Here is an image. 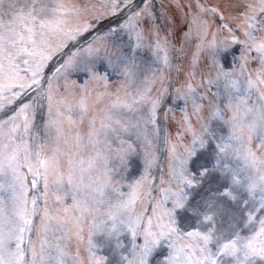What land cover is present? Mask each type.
Segmentation results:
<instances>
[{"label":"snow or ice","instance_id":"1","mask_svg":"<svg viewBox=\"0 0 264 264\" xmlns=\"http://www.w3.org/2000/svg\"><path fill=\"white\" fill-rule=\"evenodd\" d=\"M153 9L0 0V264H105L93 237L119 250L124 232L122 264H148L162 242V264H264V0H196L179 47L145 29ZM104 18L115 26L100 28ZM173 51L189 61L174 87ZM170 88L183 104L174 136L159 119Z\"/></svg>","mask_w":264,"mask_h":264},{"label":"rangeland","instance_id":"2","mask_svg":"<svg viewBox=\"0 0 264 264\" xmlns=\"http://www.w3.org/2000/svg\"><path fill=\"white\" fill-rule=\"evenodd\" d=\"M174 1H175V8H176V11H177L176 14L178 16H181L182 19H183L184 15L189 11V5L191 4V5L194 6V4L196 2V0H178V2L180 3L181 7L177 8L176 7V0H174ZM212 1L214 2V4H220L221 6H223L227 2V0H212ZM157 8H158V6L155 5L154 9H153L154 17H157V14H158ZM181 23L184 26L183 21H181ZM233 25H235V24H233ZM112 26H114V24ZM184 34L182 36V39L184 38ZM124 43H127V41H124ZM236 49H237V47L235 49H231V50L235 51ZM141 53L142 52H140L139 55ZM172 55H173V64L175 65L176 58H175L173 53H172ZM141 56L145 60L150 59V54L147 51H145V54H142ZM229 64H230V61L228 63H223L225 68H229ZM201 69H202V64H201ZM96 70L97 71H101V72L106 71L105 63L103 61L96 62ZM86 76H87V74L86 73H82V72H72V73H70V78L71 79L72 78L73 79H79V78L83 79ZM108 76H109L110 81H113V80L119 78L118 76H116L114 73H111V72H108ZM170 93H171V88L169 90V94ZM169 108H171V109L172 108H179V104L178 103H173L172 99L169 100L168 96H167L165 98L164 104L161 106V108L159 110V119L161 121V127L162 128H164L165 125H166V122L163 119L164 118V113ZM159 149H160L159 152L162 150L161 153L159 154L160 158H162V155H163L162 154L163 153V142L162 141H161V143L159 145ZM131 164H132V167H131V170H130V173H129V179H131L134 176H136L139 173L140 169H141V164L139 162V158L138 157H133L131 159ZM160 174H161V170H160V164H159L157 169L154 170V175L156 176V183H158L157 181H158V178H159ZM93 241H94V243H96L98 245L97 254L98 255H103L105 257V262L112 261V259L115 258L116 255H117V257H119L121 259H122L123 256H129L130 257V255H131L130 248H131L132 238H131L130 234L127 233V232L122 233L118 237V241L123 245V247L120 248L119 250H116L113 241L108 239V238H106L105 235L102 234V233L95 235L93 237ZM136 242L140 243V237L136 238ZM158 246L165 247L166 244L164 242H162ZM165 250H166V247H165ZM168 252H169V249L167 247V253ZM166 257L164 259H162L161 262H159V264H162V262L166 259Z\"/></svg>","mask_w":264,"mask_h":264},{"label":"clouds","instance_id":"3","mask_svg":"<svg viewBox=\"0 0 264 264\" xmlns=\"http://www.w3.org/2000/svg\"><path fill=\"white\" fill-rule=\"evenodd\" d=\"M106 238H109L107 235L105 236Z\"/></svg>","mask_w":264,"mask_h":264}]
</instances>
